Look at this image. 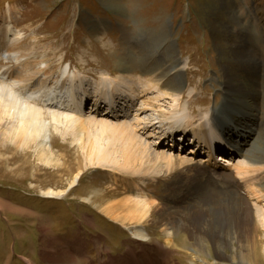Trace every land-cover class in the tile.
Wrapping results in <instances>:
<instances>
[{
    "label": "rangeland",
    "instance_id": "obj_1",
    "mask_svg": "<svg viewBox=\"0 0 264 264\" xmlns=\"http://www.w3.org/2000/svg\"><path fill=\"white\" fill-rule=\"evenodd\" d=\"M8 22L19 35L3 49ZM7 47V54L13 49L9 56ZM11 54L19 64L39 62L37 68L53 74L52 81L66 67L97 84L103 77L153 76L162 91H179L181 105L194 118L226 104L228 115H259L256 139L243 155L264 164V0H0V68L13 69V60H5ZM252 62L259 72L256 82L247 71ZM150 93H133V111L149 116L155 109L166 117L174 102H156ZM254 94L256 100L246 98ZM43 119L48 123V116ZM54 127H48L49 151L38 141L5 139L0 129V264H264V228L254 226L260 221L250 222L249 237L237 233L233 240L231 217L240 218L242 202L255 204L244 187L238 188L235 169L208 178L200 158L167 149L172 163L164 162L159 173L150 165L145 175L96 166L84 143L63 137ZM242 131L231 144L234 150ZM83 132L86 142L88 128ZM259 133L263 136L257 139ZM256 187L264 191V180ZM49 190L56 194L46 197ZM131 198L144 200L148 213L135 219L134 212L125 221L127 229L101 213L102 206ZM223 202L236 210L220 208ZM127 213L115 214L129 218ZM132 227L144 239H134ZM255 238L257 257L250 254ZM81 245L85 256H78Z\"/></svg>",
    "mask_w": 264,
    "mask_h": 264
},
{
    "label": "bare ground",
    "instance_id": "obj_2",
    "mask_svg": "<svg viewBox=\"0 0 264 264\" xmlns=\"http://www.w3.org/2000/svg\"><path fill=\"white\" fill-rule=\"evenodd\" d=\"M15 30V28L13 29L10 27V23L8 22L5 26L1 48L4 49L7 45L10 47L12 43H15V40L11 41L12 38L15 39L19 35ZM219 46L221 47V45ZM9 47L5 48L6 54L7 50L10 49ZM11 50L8 54L12 53ZM15 54H11L10 58H5V60L10 59L14 62L11 71L0 68V129L3 131V133H1L5 139L13 136L14 142L17 141L18 137H22L24 142L31 141L37 143L38 141L40 149L49 151V147L46 149V141L51 136L48 127L49 124L52 123L55 125L54 128L56 130L57 128L59 129L58 131L63 137L71 136L73 142L78 144L84 143L86 151L88 150V159L91 164L129 171L132 174L145 175V167L148 165H150L151 169L155 172L159 173V171L161 172V169L164 168L162 165L164 162L172 163L171 156L157 145L156 136L159 135V129L163 128L161 132H163L166 127L181 131L191 130L193 131V137H196L197 140L193 145H189L190 149L188 150L187 156L193 160L201 158L197 161L204 166L208 178L217 174L219 171L235 169L237 171L236 177H238L236 178L239 184L238 188L244 187L246 191L252 195L251 200L255 204L251 205L249 202H242L244 204L239 208L240 212H242L240 218L237 214L231 217V223L235 227V230L233 227L232 231L233 240L237 237V233H242L249 237L251 230L248 229V226H250V222L252 221H254L252 222L254 224L260 221V224L254 225L256 229L257 225H259L261 229L264 228V191L256 187L261 180H264V164H253L247 161L243 155V149L256 139L257 126H259L258 119H260L259 115L252 116L254 118L245 113L241 115L244 116L243 118L241 116L228 115L231 107L227 109L226 104L222 106L224 110L220 108L215 112H205L199 116V118H194L190 113H187V108L181 105V97L179 98L180 94L176 93L177 90L171 89L162 91L160 89L162 85L159 87L160 82L158 83L153 76L148 80H142L140 78L137 80H125L123 77L108 79L103 77L97 84L90 82L89 78L84 74L76 72L70 73V68L68 69L66 67L62 69L59 72V76L52 81L51 76L53 74H48L49 72L47 73V69L37 68L39 62L29 63V61L25 60L23 63L19 64V57ZM252 58L256 59L257 56H253ZM256 65V63L252 62L247 66V71L251 72L250 75L255 82L256 74H259ZM18 69H22L21 72L19 71L21 76L18 79L17 77L14 79L18 74ZM41 76L42 80L39 79L40 81H38V78ZM37 82H39V84H36ZM227 82L223 83L224 91L228 98L232 99V95L229 92L230 90L228 91ZM48 83H52L53 87L50 89L49 87L47 88ZM34 85L36 87H33ZM91 86L92 89H90ZM173 87L175 86H172V88ZM20 89L24 90L26 94H22L24 91H20V94V92H18ZM136 90H140L143 93L150 91L151 95H155H153V99L156 102H164L166 99L173 101L174 104L168 105V108H166V114L169 117L166 115V118L163 113H156L158 110L156 111L155 109H153L151 113L154 112L156 115L152 116L151 113L148 116L147 114L145 115L144 112L138 113L139 111H133L134 100L132 96ZM256 96L257 95L254 94L246 98L252 101L254 99L256 100ZM86 99H92L93 107L89 108V112L86 111L88 109L86 107ZM255 103L256 102H254L253 105H255ZM102 105L106 107V109L104 108V113L99 112L101 111L100 106ZM253 105H251V107H253ZM226 110H228V112H226ZM43 116L49 117L48 123L45 122ZM218 118H220L219 126L216 124ZM85 127L88 128L86 142L83 137V130ZM243 129H245V131H242L243 134L240 136V142L238 143L239 148L235 150L229 148L225 150L224 148L220 149V153L223 154L224 152L226 156L223 158V156L217 155V157L221 156L222 158H218L219 160L216 158L215 160L213 151L216 147H220L224 144L225 137L223 135L230 134L234 136L232 141L235 143L236 134L238 135ZM166 132L167 130H165V133ZM205 132H208V134L210 133L213 139L210 141L206 140ZM260 136L263 135L259 133L257 139ZM169 146L172 147V145ZM233 150L234 152H232ZM168 151L170 152L171 149ZM42 155L45 154L42 153ZM219 161L223 163L226 161L227 165L224 167L220 163H218L219 166L216 165L215 163ZM170 165H168V167ZM78 179L79 174L76 175L75 181ZM60 193L61 192L58 194ZM201 193L203 192L201 191ZM45 194L47 195L46 197H48L56 193L49 190ZM136 199H144V197L137 196ZM136 199L131 198L126 203H121L116 206H102V208H100L101 213L110 221L116 222L127 229L128 227L124 225L126 223L125 221L133 219L132 215L134 212L137 213L134 217L135 219L142 218L148 213L146 202ZM226 203L227 202H223L218 206L222 209H228L231 212L236 210L234 207V210L233 208L230 209L228 205L226 206ZM120 209L128 211L127 214H129L130 217L120 218L116 215L115 213ZM197 219L198 218H194V220ZM256 229L255 231H257ZM129 230L134 239H144L141 230L136 227H132V229ZM168 234L169 237L170 235L173 236L171 232ZM172 241L173 239L168 241L169 247ZM251 246L253 250L251 249L252 251L250 254L257 257L259 245L256 238L251 242ZM132 252V250H129L128 254L131 256ZM55 253L56 252L51 248L50 254L54 256ZM84 253V246L81 245L78 256H85ZM75 256L77 255L75 254Z\"/></svg>",
    "mask_w": 264,
    "mask_h": 264
}]
</instances>
